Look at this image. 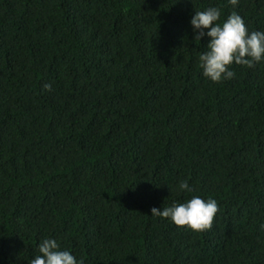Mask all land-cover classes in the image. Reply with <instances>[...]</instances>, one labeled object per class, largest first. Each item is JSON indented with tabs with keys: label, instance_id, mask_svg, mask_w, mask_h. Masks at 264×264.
I'll use <instances>...</instances> for the list:
<instances>
[{
	"label": "trees",
	"instance_id": "obj_1",
	"mask_svg": "<svg viewBox=\"0 0 264 264\" xmlns=\"http://www.w3.org/2000/svg\"><path fill=\"white\" fill-rule=\"evenodd\" d=\"M208 7L264 31V0H0V264L45 238L84 264H264V61L206 79ZM193 195L209 229L151 216Z\"/></svg>",
	"mask_w": 264,
	"mask_h": 264
},
{
	"label": "clouds",
	"instance_id": "obj_2",
	"mask_svg": "<svg viewBox=\"0 0 264 264\" xmlns=\"http://www.w3.org/2000/svg\"><path fill=\"white\" fill-rule=\"evenodd\" d=\"M238 3L239 0H228L233 9ZM221 15V8L208 7L203 11L195 10L190 20L195 40L208 37L206 50L199 53V67L202 75L213 83L233 79V64L252 68L264 61V31L249 32L243 17L235 10L223 22H219ZM45 89L50 90L51 85H45ZM177 188L181 192H192L187 179L181 180ZM218 211L215 199L193 195L183 203H173L162 209L154 207L151 216L201 232L211 227ZM260 228L264 230V224ZM28 264H84V261L77 259L70 250H62L56 239L45 238L38 244V254Z\"/></svg>",
	"mask_w": 264,
	"mask_h": 264
}]
</instances>
